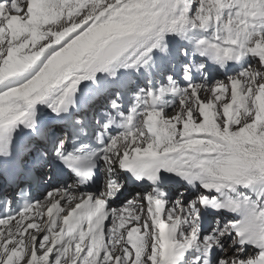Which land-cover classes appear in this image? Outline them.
Masks as SVG:
<instances>
[{
  "label": "snow or ice",
  "instance_id": "snow-or-ice-1",
  "mask_svg": "<svg viewBox=\"0 0 264 264\" xmlns=\"http://www.w3.org/2000/svg\"><path fill=\"white\" fill-rule=\"evenodd\" d=\"M0 226V264H264V0H0Z\"/></svg>",
  "mask_w": 264,
  "mask_h": 264
},
{
  "label": "bare ground",
  "instance_id": "bare-ground-1",
  "mask_svg": "<svg viewBox=\"0 0 264 264\" xmlns=\"http://www.w3.org/2000/svg\"><path fill=\"white\" fill-rule=\"evenodd\" d=\"M214 79L218 80L217 78H214ZM220 81H224V82H226V79H224V80H220Z\"/></svg>",
  "mask_w": 264,
  "mask_h": 264
}]
</instances>
